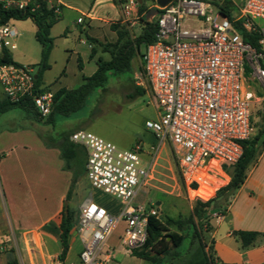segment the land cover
Listing matches in <instances>:
<instances>
[{
	"label": "built area",
	"instance_id": "built-area-1",
	"mask_svg": "<svg viewBox=\"0 0 264 264\" xmlns=\"http://www.w3.org/2000/svg\"><path fill=\"white\" fill-rule=\"evenodd\" d=\"M0 4L31 12L46 5L57 16L62 12L59 0H0ZM136 5L137 0H129L126 8ZM157 8L155 40L146 46L143 68L136 73L137 85L149 89L157 109L158 117L145 122L158 140L153 157L144 158L141 142L121 148L91 131L70 135L87 151L85 175L92 188L122 203L112 213L91 196L81 207L77 231L83 248L78 264H112L116 251L109 240L121 221L126 223L124 247L132 252L145 245L149 218L159 217L158 210L133 201L147 185L159 148L167 140L189 199L208 201L230 182L227 167L239 161L244 142L256 135L252 109L259 96L252 82L257 80L264 88V0L232 3L227 6L232 15L212 0H171ZM14 22L0 23V90L12 102L30 97L46 117L54 92L37 90L36 67L2 61L17 48L20 33ZM243 33H257L258 45Z\"/></svg>",
	"mask_w": 264,
	"mask_h": 264
},
{
	"label": "crops",
	"instance_id": "crops-1",
	"mask_svg": "<svg viewBox=\"0 0 264 264\" xmlns=\"http://www.w3.org/2000/svg\"><path fill=\"white\" fill-rule=\"evenodd\" d=\"M59 2L62 12L51 28L54 46L49 58L50 68L46 71L53 69L57 60L62 61V71L55 81L48 79L45 72L41 85L42 89L54 93L64 87L76 88L75 85L83 83L84 77L96 72L99 61H109L111 53L107 46L118 41L121 30L132 34V28L143 16L139 12L143 0H137V5L129 10L126 8L129 0ZM74 59L78 60V69L72 67L70 71L69 63ZM135 59L137 56L133 59V67ZM140 87L146 89L145 94L151 95L148 88ZM0 95L3 96L1 90ZM10 112L12 110L6 113ZM149 119L156 118L146 121ZM21 121L16 126L0 128V246L17 236L20 264H78L83 248L77 231L79 213L70 203L77 197L80 208L90 199L83 184L88 178L85 174L81 176L69 200L77 217L69 236L68 254L61 260L59 226L72 178L71 171L63 169L60 149L54 146L62 134L55 133L46 139L42 131L54 134L55 127L35 120L27 112L22 114ZM45 141L53 145L47 146ZM136 142L143 144L144 156L155 144L146 145L143 140H136L127 148ZM4 186L9 208L4 205ZM212 225L215 264H264V150L251 164L244 183L227 204L225 217H215ZM237 231H255L261 235L254 245L244 248L235 234ZM7 261L8 258L0 257V264H7Z\"/></svg>",
	"mask_w": 264,
	"mask_h": 264
},
{
	"label": "rangeland",
	"instance_id": "rangeland-1",
	"mask_svg": "<svg viewBox=\"0 0 264 264\" xmlns=\"http://www.w3.org/2000/svg\"><path fill=\"white\" fill-rule=\"evenodd\" d=\"M220 4H226L231 7L232 3L236 5L245 0H218ZM148 6L157 8L155 1L148 0ZM158 15H155L157 19ZM15 25L19 30V38L17 40V48L12 50V58L20 64L33 65L38 70V63L41 60L42 47L35 39L36 25L33 19L15 20ZM142 22L132 28L130 36L135 38L141 31ZM73 36V35H72ZM75 36V34H74ZM146 47L141 46L140 51L143 54ZM58 64L53 69L46 72V76L50 80H58L61 73V60H57ZM78 60L74 59L69 63L68 69L72 71L78 69ZM134 69L119 76H110L105 87L96 90L89 98L87 105L81 110L75 112L69 117L58 116L54 134L51 131L44 132L46 139L57 134L72 133L73 130H87L94 132L103 138L114 142L121 148H127L136 140H143L145 144L153 147L157 146L158 140L153 136L152 132L146 128L145 121L147 118H157V109L154 99L150 94L139 95L131 98L137 85L136 72L141 71L142 56L137 55L134 60ZM44 72V73H45ZM73 78V76H70ZM253 87L257 91L259 100L253 105V120L257 131L264 129V88L260 86L257 80L252 82ZM80 84L75 85L79 87ZM1 89V87H0ZM149 90V89H148ZM26 113L21 108H14L10 113H4L0 116V128L6 126H16L22 121V114ZM8 118H16L15 121H9ZM20 121V122H19ZM151 148L146 151L144 158L150 160L153 157ZM87 180V179H86ZM84 187L89 198L92 196L94 201L107 207L112 213H117L122 207V203L113 196L103 192L102 190L92 188L90 182L84 181ZM83 185H80L82 189ZM6 198L4 197L5 208H9V197L7 196V188L4 186ZM8 202V203H7ZM135 205H145L148 208L153 207L158 210L159 217L167 222L171 219H185L193 216L195 201L189 199L186 185L183 182L180 170L174 155L173 146L170 140H167L160 148L157 154L156 164L145 187H142L137 197L134 199ZM71 207L77 213L80 212L78 198L74 197ZM7 210V209H6ZM215 212H211L206 219L207 224L192 231L185 240L182 247L178 249V253H173L165 259L164 264H209L211 255L213 228V219ZM77 217V216H76ZM197 222V219L195 218ZM167 224V223H166ZM168 225V224H167ZM166 225V226H167ZM126 223L121 221L114 230L109 245L115 248V260L112 264H149L147 260L134 256L132 252L124 247L121 237L124 232ZM177 233L181 234L175 226H167L164 234ZM169 239V238H168ZM173 247V244H170ZM21 248L18 237L12 238L8 243L5 241L0 246L1 258L20 259ZM20 263V260H19ZM215 264V261L214 263Z\"/></svg>",
	"mask_w": 264,
	"mask_h": 264
},
{
	"label": "trees",
	"instance_id": "trees-1",
	"mask_svg": "<svg viewBox=\"0 0 264 264\" xmlns=\"http://www.w3.org/2000/svg\"><path fill=\"white\" fill-rule=\"evenodd\" d=\"M148 0H143L139 4V12L143 14L141 17L142 27L140 33L132 38L128 30L119 31V39L116 43L109 44L107 48L110 49L111 59L109 61H99L98 69L91 76L84 77L83 83L76 88H60L54 93L51 113L43 117L35 108L32 99L28 97L23 102H12L6 97L0 95V116L14 108H21L30 114L35 120L44 122L45 124L56 126L58 116L69 117L75 112L81 110L87 105L90 96L99 88L105 87L110 76H119L126 72H131L133 69V59L140 54L141 46H147L155 40L157 32V20L155 16L148 18L147 14L151 9L147 5ZM155 1V0H152ZM212 2L220 7L225 14L232 15V12L227 9L226 4H220L218 0ZM33 19L36 25L35 39L41 44V60L38 63L36 87L38 91H46L41 88L43 74L50 68L49 58L54 46V39L51 36V28L57 21V16L52 9L43 5L38 11L31 12L28 8L20 10L18 8L5 9L0 4V23H6L11 19L27 20ZM246 40L258 45L259 35L257 33H243ZM3 62H13L18 64L10 53H6L2 59ZM143 68V67H142ZM141 68V70H142ZM146 89L136 86L131 98L139 95H144ZM71 133L62 134L57 141V146L61 151V157L64 160L63 169L71 171V184L65 200V206L61 213L60 243L62 251L60 259L64 260L69 251V236L72 226L76 222L75 213L71 210L69 200L75 188V185L85 174V164L87 161L86 149L77 143L70 140ZM47 146L53 144L45 141ZM244 152L242 157L234 165L227 167V171L231 176L230 182L220 188L216 195L208 201L196 200L193 216L185 219H171L164 222L160 217L150 216L148 224V238L142 248L132 251L134 256L147 260L149 264H164L165 259L171 256L174 252L178 253V249L183 246L185 240L192 231H197L198 228L207 224L206 219L211 212L218 214L226 213V206L237 193L241 185L247 177V171L252 163H254L260 153L264 150V129H260L257 135L252 139L246 140L243 144ZM197 219V222L195 221ZM168 225H167V224ZM175 226L181 234L171 233L164 234L167 226ZM235 234L242 242L244 248L255 244L258 236L261 235L255 231H237ZM169 238V239H168ZM173 244V247L170 246ZM211 255L209 257V264H213L215 259L213 257V241L211 248ZM7 264H20L18 258L13 257L8 259Z\"/></svg>",
	"mask_w": 264,
	"mask_h": 264
},
{
	"label": "water",
	"instance_id": "water-1",
	"mask_svg": "<svg viewBox=\"0 0 264 264\" xmlns=\"http://www.w3.org/2000/svg\"><path fill=\"white\" fill-rule=\"evenodd\" d=\"M157 4L160 6V7H164L166 6L167 4H169L171 2V0H156ZM159 13V10L158 8H153L150 10V12L147 14V17L148 18H152L154 17L155 15H157ZM36 78H37V75H36Z\"/></svg>",
	"mask_w": 264,
	"mask_h": 264
}]
</instances>
